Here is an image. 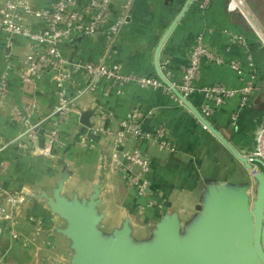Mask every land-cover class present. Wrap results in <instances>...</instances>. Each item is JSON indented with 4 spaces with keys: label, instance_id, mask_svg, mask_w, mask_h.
<instances>
[{
    "label": "crops",
    "instance_id": "crops-1",
    "mask_svg": "<svg viewBox=\"0 0 264 264\" xmlns=\"http://www.w3.org/2000/svg\"><path fill=\"white\" fill-rule=\"evenodd\" d=\"M53 1L35 0V4L50 8ZM185 2L134 0L112 63L121 64L128 73L157 75V47ZM245 2L264 29V0ZM122 5L123 0H117L115 11L119 12ZM234 36L258 42L255 31L232 8L230 0H213L209 9H203L201 1L194 0L162 48L163 73L180 85L192 45L203 37L205 44L225 62L204 60L197 82L239 89L254 72L256 89L250 98L255 106H264V77L256 74L248 63L250 45L234 41ZM64 51L73 59L97 61L106 51L105 35L76 36L64 43ZM29 53L30 43L24 37L0 38V77L7 74L11 85L9 98L0 100V160L8 162L7 169L0 174V194L8 191L23 196L15 219L0 223V264H74L80 257V248L68 232L73 227L71 219L54 209L53 203L59 200L86 207L94 201V213L107 241L128 228L129 247L134 249L158 246L157 233L167 216L178 219L179 239L189 241L208 214L214 197L230 195L227 191L237 183L235 176L247 179L248 185L254 182L251 171L204 128L181 99L164 88H141L136 83L120 87L104 81L96 93L83 96L61 126L60 143L51 156L44 155L46 134L37 142L22 140L19 136L25 127L13 113L15 105L37 101L33 116L36 122L57 105V87L51 75L45 76L35 90L22 83L20 75L26 70ZM233 63L240 64L242 72ZM87 80L84 74L75 75L66 85L70 95L77 93ZM189 100L200 111L206 104L201 93ZM240 103L241 97L229 100L209 120L237 149L250 156L248 144L236 137L231 123ZM134 109L140 112L144 130H167L171 148L161 147L155 139L130 134L119 140L121 122ZM85 112L92 113L91 128L81 123ZM263 124L264 121L253 132L254 136ZM98 126L110 132L91 134ZM86 136L88 140L83 139ZM12 141L15 142L8 146ZM134 149L145 151L150 157V197L137 198L123 177V166L113 162L114 153L125 162L123 153ZM1 201L5 203V196ZM13 230L19 233L17 238L13 237Z\"/></svg>",
    "mask_w": 264,
    "mask_h": 264
},
{
    "label": "built area",
    "instance_id": "built-area-1",
    "mask_svg": "<svg viewBox=\"0 0 264 264\" xmlns=\"http://www.w3.org/2000/svg\"><path fill=\"white\" fill-rule=\"evenodd\" d=\"M200 1L203 9H209L213 2V0ZM116 2L117 0H54L50 8H39L36 6L35 0H0V38L7 36L9 39H13L21 36L30 43V53L25 59L26 70L20 75L22 83L35 90L39 82L47 75H51L56 83L57 105L46 117L36 122L33 121V116L38 108L37 101L13 107L16 118L25 127L24 132L19 136L22 140L37 142L42 135L41 129L45 130L47 142L42 153L46 156H51L53 148L60 143L61 126L77 107L78 101L85 95L96 93L104 81L120 87L136 83L141 88H164L171 95L176 96L158 75L144 76L128 73L123 70L121 64L112 63L114 55L118 53L120 32L128 21L134 0H123L119 12L115 11ZM230 5L250 24L258 36V43L264 48V29L259 27L261 20L248 7L247 2L245 0H230ZM98 33L105 35L106 51L97 61L73 59L65 53L64 43L67 40L76 36L90 37ZM233 40L248 47L247 40L242 36H234ZM11 43L10 41V45ZM204 60L216 63L225 62L219 53L205 44L203 37H199L192 45L182 83L178 85L170 81L188 99L197 93L204 95L206 104L203 105L201 113L207 119H210L217 109L229 100L241 97L240 108L231 117V123L235 126L240 111L248 104L250 96L256 89L255 74L253 72L246 85L239 89L225 84L201 85L197 79ZM248 63L255 71L251 56ZM232 66L242 72L240 64L233 63ZM77 74H84L88 80L78 88L77 93L70 95L66 85ZM166 76L169 78V75ZM10 88L8 75H2L0 77V100L5 101L9 98ZM121 125L122 131L118 134L119 140L126 134H130L138 138L155 139L161 147L171 148L165 128L157 129L155 132L144 130L138 109L131 111L122 120ZM203 126L208 130L206 125L203 124ZM105 132L109 133L110 131H105L103 127L98 126L92 130L91 134L98 135ZM83 139L88 140L89 137L86 136ZM14 142H9L8 146ZM258 155L261 154L258 153ZM250 157L255 158L256 156L252 154ZM123 158L125 162L120 159L117 153H114L113 162L123 166V177L135 192L136 197H150L152 182L149 155L145 151L134 149L124 152ZM7 167L8 162L1 159L0 174ZM3 196L6 199L5 203L1 201ZM21 203H23L22 195L8 191L1 192L0 223L2 220H14L17 207ZM32 220L35 219L32 218ZM37 225L41 229V222L38 221ZM12 235L17 238L19 233L13 230Z\"/></svg>",
    "mask_w": 264,
    "mask_h": 264
},
{
    "label": "water",
    "instance_id": "water-1",
    "mask_svg": "<svg viewBox=\"0 0 264 264\" xmlns=\"http://www.w3.org/2000/svg\"><path fill=\"white\" fill-rule=\"evenodd\" d=\"M194 0H186L182 10L176 16L169 29L161 39L155 54V67L159 78L171 88L173 93L185 103L208 130L253 173L256 186L254 209L250 207V198L245 187L247 213L245 220H238L236 214L224 212L219 200L228 195L214 197L210 203L208 214L189 241L179 239V221L167 216L160 224L157 233L159 245L155 247H139L130 249L129 229L118 232L107 241L100 228V219L94 213V201L89 207L80 203H67L59 200L53 203L54 209L71 219L73 227L68 231L80 248V257L74 264H264V171H258L256 165L264 168V158H252L243 154L198 110L183 93L173 85L163 73L160 57L168 38L187 13ZM91 112L81 115L83 126L91 128ZM41 134L45 133L41 129ZM232 203L233 197H228ZM214 211V213L212 212ZM212 213L215 218H212ZM214 231H210V227ZM183 243L185 245H183Z\"/></svg>",
    "mask_w": 264,
    "mask_h": 264
},
{
    "label": "rangeland",
    "instance_id": "rangeland-1",
    "mask_svg": "<svg viewBox=\"0 0 264 264\" xmlns=\"http://www.w3.org/2000/svg\"><path fill=\"white\" fill-rule=\"evenodd\" d=\"M263 133H264V124L259 129V132L257 133V135L254 136L251 142L248 144L249 147L248 148L245 147L251 152V154L255 155L256 157H260V158H264V156L258 155V153L261 154V151L264 153ZM256 169L258 171H264V168L260 164L256 165ZM251 174L253 176L252 172ZM235 180H236L235 182H237L236 184H234L235 186H232V188H230L227 191V192H230V195H228V197L234 196V199H233L234 204L232 203L230 198L224 197V196L222 199L219 200V204L222 206V209L224 210V212L226 211L228 213H234L236 214V217L238 218V220H245V223H244L245 225L246 224L245 215L247 213V203H246V193L244 189L246 186H248L247 192L250 198V201H249L250 207L251 209H254V204L256 200L257 184L254 180V182L248 185V182H247L248 180L244 179V177H241L239 175H237V177L235 176ZM212 212L214 213V211ZM213 213L211 217L215 218V215H213ZM213 229L214 227L211 226L210 231H214ZM195 264H203V261L195 262Z\"/></svg>",
    "mask_w": 264,
    "mask_h": 264
},
{
    "label": "trees",
    "instance_id": "trees-1",
    "mask_svg": "<svg viewBox=\"0 0 264 264\" xmlns=\"http://www.w3.org/2000/svg\"><path fill=\"white\" fill-rule=\"evenodd\" d=\"M250 54L255 65L256 74L264 77V48L258 42H250ZM264 121V106H255L251 98L248 104L240 111L237 123L234 126L236 137L244 143L249 144L253 139V132L262 125Z\"/></svg>",
    "mask_w": 264,
    "mask_h": 264
},
{
    "label": "bare ground",
    "instance_id": "bare-ground-1",
    "mask_svg": "<svg viewBox=\"0 0 264 264\" xmlns=\"http://www.w3.org/2000/svg\"><path fill=\"white\" fill-rule=\"evenodd\" d=\"M261 155L264 156V153L261 151Z\"/></svg>",
    "mask_w": 264,
    "mask_h": 264
}]
</instances>
